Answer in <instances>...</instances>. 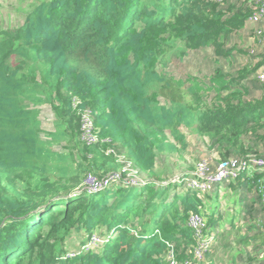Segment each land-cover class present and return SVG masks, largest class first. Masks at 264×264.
Instances as JSON below:
<instances>
[{"label": "trees", "instance_id": "trees-1", "mask_svg": "<svg viewBox=\"0 0 264 264\" xmlns=\"http://www.w3.org/2000/svg\"><path fill=\"white\" fill-rule=\"evenodd\" d=\"M249 14V5L207 0H39L20 24L0 29V264H168L171 249L180 263L195 261L190 214L206 218L209 234L218 227L217 212L205 210L209 193L155 188L153 179L73 192L88 173L120 168L104 153L108 145L81 140V114L89 110L99 139L149 175L160 154L188 148L183 129L209 138L222 160L256 154L264 84L251 96L247 81L260 60L229 77L217 67L210 95L200 80L187 85L159 69L179 45L229 57L234 49L225 43ZM42 105L54 113L50 131ZM82 230L87 237L99 230L106 241L64 256Z\"/></svg>", "mask_w": 264, "mask_h": 264}, {"label": "rangeland", "instance_id": "rangeland-1", "mask_svg": "<svg viewBox=\"0 0 264 264\" xmlns=\"http://www.w3.org/2000/svg\"><path fill=\"white\" fill-rule=\"evenodd\" d=\"M38 1L39 0H0V29L14 27L20 24L25 14ZM221 5L224 7L231 5L233 8L240 9L246 7V2L244 0H225ZM243 28L232 32L225 43V48L234 49L229 57L220 56L217 58L214 50L209 47L197 50L189 49L183 53V46L179 45L178 50H173L163 61V63H166L165 66L160 65L159 69L165 71L167 76L184 78L187 85H191L194 80H200V84L203 85L205 91L210 95L214 92L211 85V77L214 75L213 73L217 67L221 68L226 76L229 77L228 75L235 70V67L250 63L254 58L260 60L261 63L264 59V47L260 46L257 49V42H250V38L255 37L254 30L248 28L243 32ZM247 82L251 87H249V93L251 95L255 93V91L254 93L252 92L253 89L262 84L255 78V75ZM40 110V118L44 130L50 131L54 129V113L50 106L42 105ZM43 137H46V135L43 134ZM187 138L189 146L184 152L164 153L159 155L154 174L152 175L136 168L135 164L128 160L126 154L122 153L114 145L103 140H100V143L101 145H108L104 153L108 156L115 157L118 165H120L117 171H121L125 178H136L141 180L153 179V186L155 188L159 186L164 187L166 186L164 183H167V185L171 187L177 186V190L176 187L173 188L174 191L181 192L187 187L185 182L182 181V178L190 176L201 164H206L215 171L222 161L209 138H202L190 132H187ZM55 149L62 150V147L56 144ZM231 182H234V180ZM73 189L75 190L76 187ZM214 189H216V186ZM96 231L97 233H101L99 230ZM223 234L218 237V242L214 245V254L209 256L205 255L203 260L198 261V264L255 263L252 262V258L256 260V255L259 253L256 247L249 246V243L239 245L237 243L238 231L230 230L226 232V234ZM86 238L87 235L83 230L74 231L66 243L67 251L72 252L78 250L80 244ZM234 256L237 260L236 263L232 262Z\"/></svg>", "mask_w": 264, "mask_h": 264}, {"label": "built area", "instance_id": "built-area-1", "mask_svg": "<svg viewBox=\"0 0 264 264\" xmlns=\"http://www.w3.org/2000/svg\"><path fill=\"white\" fill-rule=\"evenodd\" d=\"M207 1L222 4L225 0ZM244 1L246 2V6H250L248 20L257 25L254 28L255 37L261 45H264V0ZM256 78L264 84V59L258 68ZM81 123V137L85 143L93 144L100 142V140L108 143L110 142L105 138L99 139L89 110H86L81 114ZM199 167L190 176L182 178V181L185 182L187 188L197 192L198 194L204 195L212 191L215 186L224 185L235 180L243 171L253 168L264 171V156L250 153L247 157H233L228 160H222L215 171H213L206 164H201ZM148 181L149 179L141 180L136 178H125L121 171L117 170L103 176L88 173L84 176L81 183L75 190H73V192L97 193L109 188L112 184H125L129 186L141 187L147 184ZM164 184L167 185V183ZM188 225L196 237V243L194 245L195 261L189 260L184 263H180V261L176 258L173 249H171L167 254L168 264H198V261L203 260L206 252L215 242V233L212 232L209 234L206 232V218L202 214L191 213L188 218ZM112 232H110L109 235H111ZM105 241L106 236L94 232L88 237L85 243L79 246L78 250L68 252L65 256L72 257L81 252L97 250Z\"/></svg>", "mask_w": 264, "mask_h": 264}, {"label": "crops", "instance_id": "crops-1", "mask_svg": "<svg viewBox=\"0 0 264 264\" xmlns=\"http://www.w3.org/2000/svg\"><path fill=\"white\" fill-rule=\"evenodd\" d=\"M256 26L254 22L248 20L242 31L244 32L248 28L254 30ZM254 41L257 42V49L260 46L264 47L256 37H251L250 42ZM183 131L186 136L187 132L193 133L187 129H183ZM252 142L251 146H253V150L257 151L256 154L264 156V140ZM214 149L218 154L215 147ZM208 195L204 204L205 210L217 212L218 227L216 231L219 235L235 230L238 231L239 240L242 239V236H250L249 246L256 247L259 251L256 255L257 259L252 258V262H255L253 264H264V171L256 168L248 169L241 173L236 181L218 185ZM240 244H244V242ZM232 262H237L235 256Z\"/></svg>", "mask_w": 264, "mask_h": 264}, {"label": "clouds", "instance_id": "clouds-1", "mask_svg": "<svg viewBox=\"0 0 264 264\" xmlns=\"http://www.w3.org/2000/svg\"><path fill=\"white\" fill-rule=\"evenodd\" d=\"M80 136H81V135H80ZM243 172H245V171H243ZM243 172H241V173H243ZM103 191H104V190H103ZM97 193H98V192H97ZM95 232H97V231H95ZM215 232H217V231L215 230L214 233H215ZM93 233H94V232H93ZM93 233H92V234H93ZM217 233H218V232H217ZM92 234H91V235H92ZM99 234H100V233H99ZM101 235H102V234H101ZM104 236H106V235H104ZM215 236H216V234H215ZM88 237H89V236H88ZM88 237H87V239H88ZM215 240H216V238H215ZM86 241H87V240H86ZM86 241H85V242H86ZM80 245H81V244H80ZM212 245H213V244H212ZM212 245H211V246H212ZM67 253H68V251L66 252V254H67ZM66 254H65V255H66ZM206 254H207V252H206ZM65 255H64V256H65Z\"/></svg>", "mask_w": 264, "mask_h": 264}]
</instances>
